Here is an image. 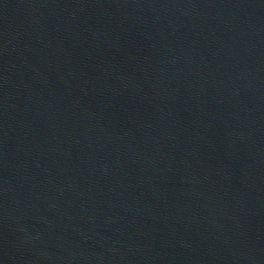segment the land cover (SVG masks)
Returning a JSON list of instances; mask_svg holds the SVG:
<instances>
[{
	"label": "water",
	"instance_id": "1",
	"mask_svg": "<svg viewBox=\"0 0 264 264\" xmlns=\"http://www.w3.org/2000/svg\"><path fill=\"white\" fill-rule=\"evenodd\" d=\"M0 264H264V0H0Z\"/></svg>",
	"mask_w": 264,
	"mask_h": 264
}]
</instances>
